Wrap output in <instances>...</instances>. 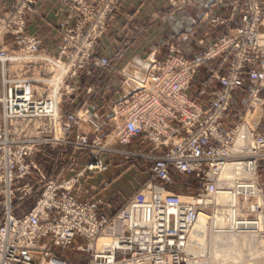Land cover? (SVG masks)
<instances>
[{
	"label": "rangeland",
	"instance_id": "374dc122",
	"mask_svg": "<svg viewBox=\"0 0 264 264\" xmlns=\"http://www.w3.org/2000/svg\"><path fill=\"white\" fill-rule=\"evenodd\" d=\"M9 1V11L0 16V53L24 59L11 60L6 63L4 73L0 72V143L8 141L4 147L11 151V156H3L1 152L0 161L3 157L4 173H9L11 164L17 172L5 179L0 167V227L6 208H11L17 219L38 220L33 240L34 264H54V259L64 264H109L106 257L110 255L104 248H112L116 241L127 236L141 235H149L151 240L138 239L132 250L116 248L114 264L135 260L139 264H177L176 259L179 264H208L218 260L217 256L221 262L222 259L231 262L223 264H264V249H260V256H253L258 257L255 261H250L242 246L232 249L219 241L213 242L212 238L220 232L213 220L221 212L229 217L232 208L231 200L218 199L212 193H235L241 180L243 186L253 190L241 191L236 196L235 218L240 223H251L256 229H245L244 225L241 231L230 232L255 230L260 234L259 240L262 239L258 243L264 248V230L258 228L264 226V154L257 152L260 150L256 144L264 140L263 81L259 88L246 85L232 92L229 111L221 115L215 133L211 132V127H215L212 121L204 127L212 135V148L234 150L232 156L245 164V173H252L237 177L234 183L227 182L228 186L214 181L213 160L202 163L203 175L176 172L170 174L168 181L159 180L153 173L154 166L159 160L169 159V146L157 148L145 135L128 139L124 124L129 117L126 104H135L132 108H148L154 118L162 116L169 126L180 127L167 116L177 100L170 91H163L161 96L150 85L170 73L164 69L169 63L198 66L184 94L201 110L207 109L221 90L215 75L225 76L233 60L240 63L242 59L254 58L258 69L263 71L264 15L250 12L251 1L228 2L229 10L220 7L228 15H219L218 0L210 6L216 7L212 13L203 0H59L67 9L68 21L59 32V39L49 48L43 47L45 36L29 28L37 0ZM186 12H190V24L185 23L189 19ZM229 22H237V28L228 30L225 37L215 42L209 43L201 31ZM192 26L196 27L194 32ZM239 32H243L240 51L236 46L221 49L219 42L227 37L236 41ZM145 40L152 41L149 44ZM250 41L258 47L252 49ZM32 43L39 44L37 53L31 50ZM139 45L146 46L142 63L134 70L127 68L119 76L109 78L114 66L122 64L127 51L133 55ZM155 45L161 51L151 49ZM58 61L65 65L60 79L59 68L54 65ZM203 70H210L212 81L219 86L206 107L196 101L199 96L193 90L203 79ZM168 80L169 77L165 82ZM127 82L134 90L117 97V89ZM15 85H28L31 96L37 100L33 103L50 102L57 94V115L41 118V124L32 111L17 116L12 108L13 98L22 91L18 89L12 95L10 89ZM147 87L151 90L147 91ZM155 99L163 104L162 112L153 110ZM233 122L236 124L232 125ZM170 140L166 137L164 141ZM165 196L197 199L196 206L204 209L209 218L205 238H194L196 225L183 227L176 220L178 215L163 210L168 207L162 202L161 197ZM146 200L162 209L161 215L169 220L168 229L165 224L159 231L149 225L130 224L131 208ZM206 203L210 207H205ZM178 213L181 215L183 211ZM190 244L196 255L188 251ZM103 252L106 255H101Z\"/></svg>",
	"mask_w": 264,
	"mask_h": 264
},
{
	"label": "built area",
	"instance_id": "2783aa9c",
	"mask_svg": "<svg viewBox=\"0 0 264 264\" xmlns=\"http://www.w3.org/2000/svg\"><path fill=\"white\" fill-rule=\"evenodd\" d=\"M249 1H251L252 5V8L250 9L251 13H254L256 16L264 15V0ZM245 20L247 21V17ZM242 35L243 32L236 33V41L232 40L234 37L224 38L223 42H219L223 46L221 47V49H227L228 47L236 46V49H238L237 51H240V48L243 47V43L240 40ZM38 45L39 44L37 43L30 44V48L34 53H37ZM250 47H252V49H255L258 47V45L255 44L253 41H250ZM224 55H226V52H224ZM22 57L24 56H12L9 54L0 53V72L2 70V72L4 73L6 63L10 62L11 60L24 59ZM44 57L45 56L41 58ZM32 58H35V56H33ZM51 62L54 63L53 61ZM58 62L59 63L54 65L59 68L60 79L64 73L65 65L61 61ZM197 68L198 66L189 63H169V66L164 67V69L169 70L170 73H166L164 75L165 78H161V75L158 79H155L153 82H150V85L155 88L159 95L162 96L164 94L163 91H170V94L173 95L174 98L177 100L176 103H173L171 109L167 111V116L170 119H174V121L179 123V128L178 126L174 125L169 126L162 118V116L158 115L157 118H154L149 113L148 108H132V106H135V104H126V109L129 110V117L126 123H124L125 131L127 133L128 139L145 135L148 136V138L157 148L161 147L162 145H165L167 147L169 146L170 152L167 155V158L169 159L159 160L156 166H154L155 169L153 173L159 180L168 181L170 174H175L176 172H179V174L186 175H203L205 172V168L202 163L206 160H213L215 163L214 169L216 172V174H214V171L212 172L215 176L214 181L216 180V183L220 186H226V184L223 183L224 181H222L221 179L223 169L227 166L239 165L242 167V171L245 173V164L237 162L241 159L239 160L238 158L232 156L235 151L228 150L229 147L223 149L224 151L212 148V135L208 134V132H206L207 129L204 127L210 121H212L215 127H211L213 128L211 132L215 133L216 128L219 129L221 115H224V113L229 111V102L232 92L235 89H242L244 87L252 85L253 83H258L259 81H263L264 85V70L261 71L258 69L257 60L254 58H251L249 61H245V59H242L240 63H237V61L233 60V65H231L229 69L227 68V73L225 76H221L218 74L215 75V79L217 80V83L221 86V90L217 94L215 100L211 102L209 107L207 109L201 110L200 108L194 106L195 104L189 101L186 95L184 94L185 89L189 85V80L192 78L191 75H193ZM168 77V82H165L166 78ZM3 87H6V85H4ZM18 89H21L22 92L15 94L12 106L13 111L14 113H16L17 116H23L24 113L32 111L40 119L38 120V123L41 124L43 121V119L41 118H45L50 114L54 115V117L55 115H57V94H54L53 99L50 102L33 103L37 102V100H35L34 97L31 96V89L28 85H15V87H11V94L13 95V93ZM24 89L26 91V94H24ZM146 90H151V87H147ZM258 92L259 91H257L256 93ZM152 102L154 103L153 110L155 112H162L164 110L163 104L161 103L160 99L152 100ZM29 103H33V106L31 109L26 110V108L30 105ZM23 104H25V106ZM213 116L214 120L212 119ZM154 120L157 121L156 124H154V122H151ZM55 121L57 120L55 119ZM183 132H185L186 135L182 136ZM166 137L171 138V140L169 142L164 141ZM1 139L2 138L0 137V140ZM4 143H8V141H1L0 155L2 152L3 156H11V151H7V149L4 147ZM240 143L243 142L241 141ZM256 144L258 145L260 150H257V152H259L260 154H264V140H260V142ZM237 146L240 148L239 142ZM171 161L173 162V167H170V163H172ZM230 162L233 163L231 164ZM0 167L3 176H5V179H7L9 175H13L14 171L16 172V167L12 169V164L9 167V173L3 172V157L0 161ZM239 175L240 173L237 172L236 179L237 177H239ZM241 182L242 181L240 180V183H238V185H240L238 189L249 191L253 190L245 186L244 188H240L241 186H243ZM207 189L208 188H206V191ZM221 193H225V191H217L212 193V195L215 194L214 196H216ZM161 198L162 202L166 203V206H168L167 209L163 208V210L167 211L169 214L174 212L176 216L178 215L176 220L183 227L189 228V225H196V223L199 221L200 216L202 215H205L207 217V213L203 212L204 209L200 208L199 206H196L197 199L193 197L180 198L176 196H165ZM201 199H205V197H201ZM167 201H170V205H167ZM209 205L210 204L206 203L205 207H210ZM161 210L156 209L154 206H151L149 200L144 201L142 204L136 203L129 212L130 224L135 226L149 225L152 227V229H156V231L161 230V225L165 224L166 229H168L169 220L168 218L165 219L161 215ZM179 210L183 211L181 215L178 213ZM145 212H148L149 216L143 218ZM136 216L140 218L138 222L134 221V218ZM37 223L38 220L35 217L27 218L25 220L17 219L13 215L12 209L6 208L4 224L0 227V264H34L32 252L35 251L33 248V240L35 238V226L37 225ZM242 224L246 225L251 223ZM98 230H100V228H98L97 231ZM160 234H162V232H160ZM168 234L169 233L167 232L166 235ZM129 238L130 236H127L122 241H116L112 248H104V250L107 251V254L110 255L109 257H106L108 259V262H110L109 264H114L116 255V251L114 250L116 248H126L132 250L137 245L138 239L146 238L148 240H151L149 235H141L140 238ZM106 245H108V243L104 244L103 246ZM105 253L106 252H103L101 255H106ZM133 256L135 257L136 254H134ZM53 263L64 264L55 259ZM176 263L179 264L177 259ZM126 264H139V261L135 260L133 262H126Z\"/></svg>",
	"mask_w": 264,
	"mask_h": 264
},
{
	"label": "crops",
	"instance_id": "0c3cea01",
	"mask_svg": "<svg viewBox=\"0 0 264 264\" xmlns=\"http://www.w3.org/2000/svg\"><path fill=\"white\" fill-rule=\"evenodd\" d=\"M215 0H203V2L208 3V10L215 9L216 7H210L212 6V3ZM219 1V15H228V12L225 11L223 8L220 9V7H225V8H230L229 5H227L228 2H232L233 0H224L225 3L221 4V1L223 0H218ZM226 4V6H224ZM9 6H10V1L9 0H0V16L4 15L6 12L9 11ZM66 7L59 1V0H37L36 3V7L34 9V12L32 13V15L30 16V22H29V28L31 31H33V33H41L42 36H45L44 39V44L43 47L44 48H49V47H53V42L58 38L59 39V32L63 29V26L66 24V22L68 21V16H67V11H66ZM217 11V12H218ZM217 12H213V13H217ZM212 13V12H211ZM223 13V14H222ZM187 16L189 17V19L187 18V20H185V23L187 21V24H190V12H186ZM237 22H229V23H224L223 25H219L217 27L212 26V28L209 30L207 28L206 29H202L201 31L204 33L205 36L208 37V42H215L220 40L221 38L225 37L226 34L228 33V30L230 29H234L237 28ZM196 25V24H194ZM191 27V26H190ZM189 28V26H188ZM196 30V27L194 28ZM193 26H192V32H194ZM190 30V29H189ZM153 40V39H152ZM152 40H145L147 41L146 43H151L150 41ZM148 45V44H145ZM58 45H55V47H57ZM146 46L144 45H139L137 50L134 52L133 55L125 54L122 64L119 65H115L114 69H112L113 71L110 73V77L111 78L113 75L114 76H119L123 71H126L127 68H131V70L134 69V67H138L143 60V57L145 54V48ZM151 49H157L158 51H161V49H159L158 45H155L153 48ZM161 55V53H159ZM127 61H126V59ZM160 58V57H159ZM189 59V57H188ZM191 59V58H190ZM124 62V63H123ZM128 64V65H127ZM128 66V67H127ZM206 69V68H205ZM210 71V70H209ZM208 70H203V79L201 80V82H199L198 84H196V88L194 85V91L196 89V94L198 93L199 98L196 99V101L201 104L204 105L205 107L209 104L210 100L212 99L213 94L218 90L219 86L217 85V83H215L214 81H212L211 79V73ZM121 81V80H120ZM119 81V82H120ZM261 81H259L258 83L252 84L253 86H255L256 88H259ZM129 85V86H127ZM134 87L131 84L124 83L123 84V88L121 89H117L119 90V93L116 94L117 97H119L120 93H129L131 92ZM190 93V92H189ZM192 98L195 99L194 95H191ZM236 123H232V125H234Z\"/></svg>",
	"mask_w": 264,
	"mask_h": 264
},
{
	"label": "bare ground",
	"instance_id": "6f19581e",
	"mask_svg": "<svg viewBox=\"0 0 264 264\" xmlns=\"http://www.w3.org/2000/svg\"><path fill=\"white\" fill-rule=\"evenodd\" d=\"M134 73H132V74H134ZM144 75L142 74V76H144ZM132 79H133V77H132ZM133 85H135V84L133 83ZM222 172L223 173L221 175V179H222V181H224L223 183H226L227 186H228L227 182L234 183V181L236 180L237 172L240 173L238 178L244 177L246 175H252V173H249V174L244 173L242 171V167L239 165L227 166L226 168L223 169ZM240 188H244V186H241ZM236 190L237 191L235 193L225 192V193L218 194L216 196V198H218V199L231 200L230 205L232 208L228 213L229 217H226V214H224L225 212H221L216 217V219L213 220L214 225L220 231L219 234L217 233V234H214V236L212 235V238L214 240L213 242L216 243L217 241H219V242H221L222 246L230 247V248L232 247V249H236L237 246H242V250L247 251L249 253V257L251 258L250 261H255L258 257L255 258L253 256H256V255L258 256L260 253L262 254L261 250L264 249V248H262V243H258V241H262V239L259 240V238H261L259 236L260 234H257L255 232V230H251L250 233L230 232V230H233V231L240 230L241 226L245 225V224L240 223L235 218L236 217V211H237L235 208L236 203H237V197L236 196L241 191L249 192V190H241V189L240 190L236 189ZM255 190L258 191L257 189H255ZM234 194H235V196H234ZM146 216H149L148 212H145L143 218H145ZM139 220H140V218L138 216H136L134 218L135 222H138ZM207 220H208V218L205 215L200 216L199 221L196 223V226H195L194 231H193V233L195 232V235L193 236L194 238H198L200 236L202 238H205V235H206L205 233H206V228H207ZM250 225H252V224H246L245 229H256L255 227H252ZM225 228L228 230H225ZM234 228H239V229H234ZM258 228H260V229L262 228L264 230V226L261 227V225H260V227H258ZM220 233H223V234H220ZM190 248H191V244L188 246V251L190 253H192V255H196L197 253H194L193 249L191 251ZM240 253H241V255L243 254V252H240ZM217 258H218V260H216L215 262H208V264H223L224 262L231 263L228 259H222V262H221L219 260L220 258L218 256H217ZM250 261H248V262H250ZM240 263H241V261H240Z\"/></svg>",
	"mask_w": 264,
	"mask_h": 264
},
{
	"label": "trees",
	"instance_id": "16d2710c",
	"mask_svg": "<svg viewBox=\"0 0 264 264\" xmlns=\"http://www.w3.org/2000/svg\"><path fill=\"white\" fill-rule=\"evenodd\" d=\"M0 223H1V219H0Z\"/></svg>",
	"mask_w": 264,
	"mask_h": 264
}]
</instances>
